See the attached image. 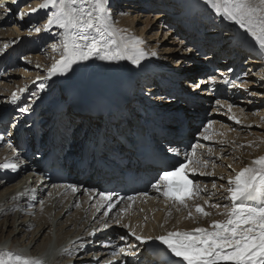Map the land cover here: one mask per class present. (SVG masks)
<instances>
[{
    "label": "bare ground",
    "instance_id": "1",
    "mask_svg": "<svg viewBox=\"0 0 264 264\" xmlns=\"http://www.w3.org/2000/svg\"><path fill=\"white\" fill-rule=\"evenodd\" d=\"M129 1L111 0V4H114L111 7L112 18L114 26L124 30L125 35L139 37L144 41L140 47L148 55L139 65H133L128 60L101 61L93 57L73 65L67 74L51 77L49 69L63 54V49L57 42L61 44V37L58 35L61 30L54 25L50 31L43 30L47 14L54 9L31 12V8H38L43 0H18L17 3L9 2L0 7V164L7 162L18 165L15 169L18 173L12 179H0V252L11 251L39 259L42 264H148L149 261L144 260V250L156 236L172 231L192 232L199 227L210 228L213 221L227 220V213L231 209L228 179L250 166L254 159L264 156V50L238 26L217 17L203 0H144L136 5L128 3ZM255 2L258 3V0ZM17 6L21 8L20 12L26 13L23 20L19 19V8H15ZM124 6L131 7L136 13L130 14V11L122 8ZM150 9L157 10L156 16L149 22L157 25L154 35L160 29L164 30L161 41L151 40L153 45L146 44L145 39L150 36L143 33L148 27L146 20L149 21V17L142 21L141 17L145 15L139 14L140 10L146 12ZM194 10H198L194 18L187 17V12ZM184 13L183 17H179ZM179 21L184 25L183 28L197 24L198 30L206 32V36L216 35L214 39L223 44H230L229 39L234 33L242 35V41L225 47L226 53L230 50L233 55L226 56L224 53V62L227 66L240 65L241 71H244L240 85L249 87L250 90L229 92L228 94L239 93L240 97H228L227 101H220L227 94L217 93L211 86L209 77L214 76L208 71L209 66L214 64L206 61L203 66L204 58L192 48L195 42L200 44L201 41H195L192 35L185 39L184 33L178 34L171 28L177 29ZM141 23L143 25L137 32L135 26ZM7 25H13V28ZM37 27L41 31H35ZM219 35H223L222 40L217 39ZM155 36L153 39H156ZM168 38L182 47L186 45V54L190 53L193 58L190 63V66H194L193 70L180 72L177 67H171V64H177L172 58L151 55L152 52L157 53L160 50L158 47L163 43H173L167 42ZM248 40H251L249 47L246 46ZM43 46H46L45 50ZM204 47L209 53L213 44ZM21 52L23 55L29 54L20 56L19 60L16 56ZM17 61L20 62L19 65L22 64V68L15 69ZM149 63L164 68L171 74L162 73L151 79L145 70V65ZM218 70L217 73L220 74L227 69ZM231 72L232 70H228L225 73ZM122 75L136 76L133 88L140 86L139 91L145 103L156 107L157 117L159 112L162 114L161 118H164L168 112L183 107L175 96V93L181 91L193 97L192 100L189 99L190 104L186 108L192 113L189 115L191 121H198L195 113L199 110L207 111L212 108L209 114L217 115L213 124L207 122L201 127L198 125L197 130L191 132L187 127L182 128L179 133H172L171 129L165 131V140L173 147L178 144L174 135H184V138L179 139V144L186 143L187 138L192 137V147L196 148L197 157L208 161L206 167H200L196 173H188L193 187L199 186L201 191L199 196L187 200V207L166 199L161 192L156 191L153 184L157 183L158 178L131 200L103 191L100 178L93 179L92 174L80 180L72 179L67 184L44 182L36 175L40 171L39 166L31 161L27 162L23 156L24 151L15 143V132L20 127L18 124L25 121L31 112L22 113V107L30 105V109L34 110L41 104L48 105V108L52 105L55 117L58 102L67 97L64 96L66 90L99 95L101 87ZM218 78L219 76L215 77V81ZM167 79L177 82L176 88L168 84L167 89L162 87L161 84ZM41 83L45 84L44 89L39 87ZM196 84H200V87L196 88ZM181 85V90H178ZM21 89L24 91H20ZM13 94L16 96L15 101ZM236 98H244V101L238 99L236 103L246 104L247 107L238 104V107L231 108L232 115L216 113L220 105L228 107ZM226 110L224 111L227 112ZM7 111H11L10 122L3 125L1 120ZM47 111L48 109L42 110ZM42 117L46 118L48 114H42ZM71 118L72 113L64 110L58 126L64 128V124ZM125 119L123 116L122 120ZM156 120L157 118L154 119ZM95 121L101 122L102 119L99 117ZM106 122L107 119L104 120ZM168 122L172 123L173 120L168 119ZM206 129L208 132H205ZM5 130L9 132L5 134ZM205 135L209 139L205 140ZM15 170L0 168V172ZM213 184L216 185L215 188ZM69 186H74L77 191L73 192ZM101 193L110 195L111 200H103ZM110 204L113 205L111 208ZM196 204L201 205L210 215L197 213ZM215 204L221 207L211 206ZM189 212L192 213L191 218L188 216ZM106 224L108 227H105ZM103 231L106 233L102 234ZM133 232L143 237L144 242L136 240ZM122 236L125 239L122 240ZM93 238L96 239L92 240Z\"/></svg>",
    "mask_w": 264,
    "mask_h": 264
},
{
    "label": "snow or ice",
    "instance_id": "2",
    "mask_svg": "<svg viewBox=\"0 0 264 264\" xmlns=\"http://www.w3.org/2000/svg\"><path fill=\"white\" fill-rule=\"evenodd\" d=\"M12 2L17 3L18 0ZM203 2L217 17L238 26L264 50V0H258V3L255 0ZM0 7L4 5L0 4ZM39 9H54L47 14L44 31H50L53 25L61 30L58 35L61 37L63 54L49 69V77L67 74L73 65L93 57L101 61L128 60L133 65H139L148 55L140 47L143 40L127 36L124 30L114 26L111 0H43L38 8H31V12L35 13ZM25 15L24 12L18 13L21 20ZM35 31L39 32L41 28L37 27ZM151 55L155 56L156 53L152 52ZM209 80L215 84V77H209ZM194 86L199 88L200 84ZM39 87L44 89L45 84L41 83ZM15 100L16 96L13 94V101ZM228 107L231 110L232 106ZM20 111L29 112L30 105L22 107ZM203 138L209 139L207 135ZM169 151L180 155L179 149L170 148ZM207 164V160L197 157L196 148L193 147L190 156L185 153L184 162L162 172L153 188L166 199L187 207V200L199 196L201 191L199 186L193 187L188 173H196ZM17 167L15 163L0 164V168L5 169L15 170ZM228 185L231 209L227 213V220L213 221L210 228L199 227L192 232L172 231L155 237L159 245L163 246L162 251L169 256L163 264H171V257L178 258L176 264H264V156L254 159L250 166L230 177ZM69 187L73 192L77 191L74 186ZM215 187L213 184V188ZM101 196L105 201L111 200L110 195L101 193ZM112 206L110 204L109 208ZM211 206L221 207L219 204ZM195 210L204 216L210 215L199 204L195 205ZM188 216L191 218L192 213L189 212ZM116 222L119 223V220ZM132 234L136 240L144 242L143 237L135 232ZM121 239L125 237L122 236ZM0 264H42V261L9 251L0 252Z\"/></svg>",
    "mask_w": 264,
    "mask_h": 264
},
{
    "label": "rangeland",
    "instance_id": "3",
    "mask_svg": "<svg viewBox=\"0 0 264 264\" xmlns=\"http://www.w3.org/2000/svg\"><path fill=\"white\" fill-rule=\"evenodd\" d=\"M139 1H141V2H143L144 0H130L128 3H130V4H132V5H136ZM114 4H111V7L113 6ZM153 6H154V4H153ZM143 7H146V6H144L143 5ZM122 8H125L127 11H130L129 13L130 14H132V12H135V11H133V9L131 8V7H127V6H124V7H122ZM146 10V9H145ZM21 11V8L19 9V12ZM138 11V10H137ZM18 12V13H19ZM136 13V12H135ZM157 13V10L156 9H153V10H149V11H144V10H140L139 11V14H143L142 16H144L145 15V17H141V20L142 21H144V19L146 18V17H149V21L148 20H146V22H147V25H148V27L146 28V30L143 32V33H145V35L146 36H150L149 38H147V39H145V42H146V44L147 45H153V41H151V40H159V41H161L162 39H163V35H164V30L162 31L161 29L159 30V32L157 33V35L155 36L154 35V33H156V31L155 30H157V25L155 24V25H151L149 22H150V20H152L153 19V17L154 16H156L155 14ZM134 14V13H133ZM132 14V15H133ZM141 25H143L142 23L141 24H137L136 26H135V30L138 32L139 30H140V27H141ZM8 27H12L13 28V25H7ZM153 26V27H152ZM13 31H17L16 29H13ZM161 31H162V33H161ZM142 33V34H143ZM154 36H155V38L156 39H153L154 38ZM168 36V35H167ZM179 37V36H178ZM173 38V37H172ZM172 38H168L166 41L168 42V41H170V42H173V43H163V45H161L160 47H158V49H160V50H158V52L156 53L157 54V56H161V57H164V58H168V59H171L172 58V60L173 61H175V62H177V64H175V65H172L171 64V62H170V64H171V67H177V69H179L180 70V72H183V73H185V72H190L191 70H193V67L194 66H190V63L192 62V57L190 56V53L189 54H186L187 52H185V51H187L185 48V46H181V45H177V43H176V41H173V39ZM165 41V42H166ZM42 42V41H41ZM58 43H59V46L61 45L60 44V42L59 41H57ZM192 47V46H191ZM45 48H46V46H43V49L45 50ZM193 48V47H192ZM195 49V48H194ZM168 50H170V51H168ZM197 50V49H196ZM165 51H167V52H165ZM46 52V51H45ZM197 53H199L198 51H197ZM29 54V53H28ZM28 54L26 55V54H24L23 55V52H21L20 54H18L16 57L17 58H19V60H20V56H22V57H25V55L26 56H28ZM201 55V54H200ZM28 60V59H27ZM244 60V58L243 59H241V61H243ZM29 61H31V59H29ZM18 62V61H17ZM14 63H15V61H14ZM203 63V66H205L204 65V62H202ZM18 65L15 67V69H19V67L20 68H22L21 66H22V64L21 65H19L20 64V62H18L17 63ZM204 68V67H203ZM201 69V68H200ZM199 69V70H200ZM205 71H206V68L204 69ZM209 72V71H208ZM246 72V71H245ZM244 73V72H243ZM214 77H217V76H219V74L217 73V72H213V73H211ZM197 82V81H196ZM246 82H248V81H246ZM194 83V82H193ZM244 87V86H243ZM249 91L250 90V88L249 87H244V90L243 91ZM238 91V90H237ZM233 92V91H232ZM236 96H239L240 97V94L239 93H234V94H227L226 95V97L224 98V99H220V101H222V102H224V101H227L228 99V97L230 98H234V97H236ZM243 97V96H242ZM238 99H240V101L241 100H243L244 101V98H236V99H234L232 102H231V108H233V107H238V104H240V103H236V100H238ZM248 99V98H247ZM258 103H259V101H258ZM254 104H256V103H254ZM225 104H223V105H220L218 108H217V110H216V113L217 114H222L223 116H226V115H228V113L229 114H233V111L232 110H229V107H227V106H224ZM240 105H242V107H244V108H246L247 106H246V104H240ZM219 109V110H218ZM227 109V110H226ZM212 110V108H209V112ZM224 110H226L227 112H225ZM211 114V113H210ZM238 114V113H237ZM212 115V114H211ZM217 115H212L211 116V121L209 120L208 122H211V124H213V121H214V119H215V117H216ZM237 122V121H236ZM209 124V123H208ZM193 133H195V132H193ZM194 145V141H191V149H189L188 150V155H191V152H192V146ZM262 147V146H261ZM183 161H184V159H183Z\"/></svg>",
    "mask_w": 264,
    "mask_h": 264
}]
</instances>
